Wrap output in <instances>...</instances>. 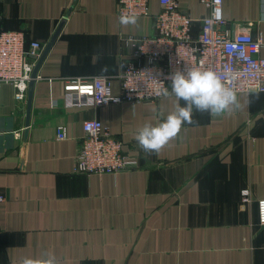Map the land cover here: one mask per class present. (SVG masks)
<instances>
[{
    "label": "crops",
    "instance_id": "crops-1",
    "mask_svg": "<svg viewBox=\"0 0 264 264\" xmlns=\"http://www.w3.org/2000/svg\"><path fill=\"white\" fill-rule=\"evenodd\" d=\"M177 2L198 37L208 8L202 0ZM160 11L159 0H150V17L121 28L117 0H0V33L21 31L28 42L46 47L65 20L33 88L27 136L28 97L17 100L12 85L0 89V264L45 253L58 264H264L257 209L264 199V93L237 94L240 108L231 114L194 111L196 123L151 156L135 134L174 111V95L98 109L63 105L70 78L110 77L118 94L119 75L132 61L122 38L156 35ZM223 15L232 35L246 29L264 43V0H223ZM90 119L139 168L76 174ZM59 126L66 140L56 139ZM247 189L252 202L243 205Z\"/></svg>",
    "mask_w": 264,
    "mask_h": 264
},
{
    "label": "built area",
    "instance_id": "built-area-1",
    "mask_svg": "<svg viewBox=\"0 0 264 264\" xmlns=\"http://www.w3.org/2000/svg\"><path fill=\"white\" fill-rule=\"evenodd\" d=\"M117 1L118 15L124 11L137 15L138 20L151 16L150 0ZM159 2L161 11L155 17L156 35L122 38L132 50V61L119 75L120 92L112 93L110 77L70 78L64 81L63 87L62 101L66 109L156 103L164 97L157 95V90L170 86L165 77L187 66L215 72L236 94L264 93V57L260 55L264 43L246 29L232 35L225 28L223 0H202L209 14L201 21L198 37L192 33L193 19L181 11L177 0ZM44 48L38 41L28 42L21 31L0 33V89L12 85L16 99L26 101L33 71ZM83 132L74 167L76 174L118 175L139 168L138 159L124 151L123 143L100 120L84 121ZM67 138V128L59 126L56 139ZM4 200L0 196V201ZM251 202V191L244 190L243 205ZM257 209L258 224L264 228V199L257 201Z\"/></svg>",
    "mask_w": 264,
    "mask_h": 264
},
{
    "label": "clouds",
    "instance_id": "clouds-1",
    "mask_svg": "<svg viewBox=\"0 0 264 264\" xmlns=\"http://www.w3.org/2000/svg\"><path fill=\"white\" fill-rule=\"evenodd\" d=\"M137 23V15L121 11L118 17L121 28L135 26ZM107 70V67L102 69ZM165 79L170 81V86L160 87L157 95H174L177 100L175 110L155 125L145 123L135 134L137 144L149 156L158 155L170 141L179 136L185 124L196 123L193 120L194 111L220 116L240 108L234 88L211 70L187 66L183 71L174 70ZM21 264H58V261L53 254L45 253L40 259L24 258Z\"/></svg>",
    "mask_w": 264,
    "mask_h": 264
},
{
    "label": "water",
    "instance_id": "water-1",
    "mask_svg": "<svg viewBox=\"0 0 264 264\" xmlns=\"http://www.w3.org/2000/svg\"><path fill=\"white\" fill-rule=\"evenodd\" d=\"M65 20L62 21L60 24L59 28L57 29L56 33L54 34L53 38L51 41L46 45L44 48L41 56L38 58L35 69L32 74V80L30 82L29 86V92H28V111H27V121H26V131H25V136L28 135V128L30 126V117H31V107H32V98H33V88L35 86V83L38 79V74L41 69V66L43 65L45 59L47 58L49 52L51 51L52 46L55 44L57 38L59 37L62 28L64 26Z\"/></svg>",
    "mask_w": 264,
    "mask_h": 264
}]
</instances>
